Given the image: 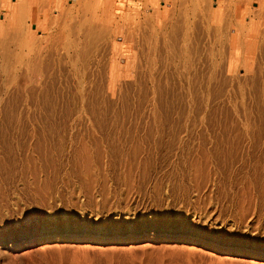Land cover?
Returning <instances> with one entry per match:
<instances>
[{"label":"rangeland","instance_id":"obj_1","mask_svg":"<svg viewBox=\"0 0 264 264\" xmlns=\"http://www.w3.org/2000/svg\"><path fill=\"white\" fill-rule=\"evenodd\" d=\"M0 264H264V0H0Z\"/></svg>","mask_w":264,"mask_h":264},{"label":"bare ground","instance_id":"obj_2","mask_svg":"<svg viewBox=\"0 0 264 264\" xmlns=\"http://www.w3.org/2000/svg\"><path fill=\"white\" fill-rule=\"evenodd\" d=\"M21 7V6H20ZM153 229V233L154 234H156L155 233V231H160V230H158V229H156V228H152ZM45 230H48L47 228H44V229H42V231H44V232H36V234H38V235H41L42 233H45V232H47V231H45ZM68 232H69V230H67ZM122 230H119L118 232H117V238H121L123 235V233L121 232ZM138 230H136V229H131V231H130V233H129V236L130 237H132V236H135L136 235V232H137ZM170 231H172V230H168V232H166V234L165 235H167L168 237H170V236H172V233L170 232ZM30 232H27V233H24V234H29ZM144 233V232H143ZM146 233H148L147 231H146ZM171 234V235H170ZM144 235H145V233H144Z\"/></svg>","mask_w":264,"mask_h":264}]
</instances>
